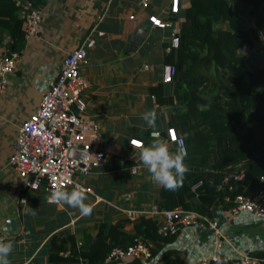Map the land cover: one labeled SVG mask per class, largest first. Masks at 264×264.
<instances>
[{"label": "crops", "instance_id": "0c3cea01", "mask_svg": "<svg viewBox=\"0 0 264 264\" xmlns=\"http://www.w3.org/2000/svg\"><path fill=\"white\" fill-rule=\"evenodd\" d=\"M24 2L19 1L20 16ZM35 5L42 20L35 33L25 35L17 65L0 96V228L6 233L4 240L14 246L11 264H49L48 241L54 232L65 230L78 249L88 250L107 239L105 229L110 223L119 222L126 232L138 233L140 216L161 218L152 210L160 186L151 182L129 139H142L143 146H148L153 142L151 132L157 131L155 136L175 149L166 129L176 100H169L172 81L164 82L162 74L164 66L171 64L168 53L178 47L171 38L184 19L188 1L181 2L176 15L170 13V0H36ZM152 14L169 25H153L148 19ZM87 35L95 42L88 48L80 73L88 81L86 112L95 136L90 135L105 157L87 176L78 177L79 184L87 188L86 203L93 205L91 215L82 217L78 209L49 204L44 187L24 188L8 158L17 125L38 105L66 53ZM8 39L4 33L0 48L8 45ZM184 42L179 35L178 45ZM145 110L157 111L156 129L144 130L141 116ZM236 164L243 169L242 161ZM25 207L35 215H25ZM217 216L220 231L227 237L220 236L225 253L264 249V218L246 211L230 214L228 208L218 210ZM214 238L207 226H183L145 264H173L165 255L168 250L177 252L182 263L195 264L213 251ZM62 255L69 257L67 252Z\"/></svg>", "mask_w": 264, "mask_h": 264}, {"label": "trees", "instance_id": "16d2710c", "mask_svg": "<svg viewBox=\"0 0 264 264\" xmlns=\"http://www.w3.org/2000/svg\"><path fill=\"white\" fill-rule=\"evenodd\" d=\"M19 1L0 0V43L7 34L8 47L18 53L25 42ZM187 1L178 30L185 42L171 49L168 61L175 67L169 100L176 101L170 126L185 138L189 171L178 190L160 186L156 205L159 209L181 206L212 216L229 207L226 196L253 195L263 183L264 65L249 67L245 51L253 54L257 45L264 50V0H239L249 16L248 25L229 0ZM239 161L243 177L234 180L232 175L241 170ZM158 222L150 215L140 216L138 233L126 232L119 222L110 223L105 229L107 239L88 250L78 249L65 230L54 232L48 241V263L142 264L136 257L124 262L104 258L113 246L126 247L137 238L149 244L152 256L157 255L178 234L158 233ZM64 252L69 257H63ZM250 253L264 264V249ZM165 255L170 256L168 262L182 263L174 250Z\"/></svg>", "mask_w": 264, "mask_h": 264}, {"label": "built area", "instance_id": "2783aa9c", "mask_svg": "<svg viewBox=\"0 0 264 264\" xmlns=\"http://www.w3.org/2000/svg\"><path fill=\"white\" fill-rule=\"evenodd\" d=\"M24 1L22 28L28 36L37 31L42 14L33 0ZM182 1L187 0H170V13L176 14ZM148 19L159 27L169 25L168 21L162 20L155 14L149 15ZM178 30L174 28L171 38L173 46H178ZM94 42L95 40L87 35L81 43L66 53L57 75L43 91L38 105L16 127L8 162L16 170L22 186L26 189L37 190L44 187L50 194L55 187L63 189L69 185L82 187L78 177L87 176L93 167L104 160V152L94 146L90 135L92 133L95 136L94 125L88 120L86 112L84 89L88 86V81L80 73V67L87 61L88 48ZM18 54L8 45L0 48V96L7 86L10 73L17 65ZM174 75V65H165L163 81H172ZM166 133L168 139L174 143L177 136L184 137L173 126H168ZM158 134L157 131L151 132V135ZM132 140L143 146L142 139L134 137L129 139V143ZM232 177L234 180L241 179L243 169ZM225 180L227 177L224 178ZM200 183L202 181L194 184L192 188ZM217 186L220 188L221 184ZM225 199L230 201L228 207L230 214L246 211L256 217L264 218V178L255 194L236 193L230 198L226 196ZM152 210L161 216L157 226V232L160 234L174 233L181 227L192 224L207 226L213 230L215 233L213 251L201 256L195 264H262V259L250 252L229 254L222 250L220 236L223 233L220 231L217 215L210 216L181 206L159 209L155 205ZM5 238L4 229L0 228V239ZM224 238L227 240L226 236ZM151 256L149 244L137 238L126 247L113 246L104 261L124 262L136 257L145 264Z\"/></svg>", "mask_w": 264, "mask_h": 264}, {"label": "clouds", "instance_id": "9594fccd", "mask_svg": "<svg viewBox=\"0 0 264 264\" xmlns=\"http://www.w3.org/2000/svg\"><path fill=\"white\" fill-rule=\"evenodd\" d=\"M141 120L144 122L145 131L156 129L158 113L156 110H145ZM184 139V137H176L174 150H171L168 143L155 135L153 142L148 146H141L139 143H135L136 140L130 142L133 147L138 149L139 162L150 174L153 184L169 191H175L182 187L185 175L189 171L185 163L188 153ZM46 200L49 204L67 205L70 208L78 209L82 217L91 215L93 211V205L86 203L88 200L86 189L79 186L70 191L55 187L46 196ZM23 202L25 205L28 204L27 201ZM24 214L35 215V212L31 208L25 207ZM13 247L11 240L0 239V264H11L9 257Z\"/></svg>", "mask_w": 264, "mask_h": 264}, {"label": "rangeland", "instance_id": "374dc122", "mask_svg": "<svg viewBox=\"0 0 264 264\" xmlns=\"http://www.w3.org/2000/svg\"><path fill=\"white\" fill-rule=\"evenodd\" d=\"M230 3L232 6V9L241 16L243 24L248 25V23H250V19H249L247 12L244 9V7L242 6V4L237 5V4H234L232 1ZM251 53H252L251 50L245 51V54L247 56V63L249 65V67L255 68V67H259V66L264 65V50L263 49H261L257 45V49L255 50V52L253 54H251ZM28 191H30V190H28Z\"/></svg>", "mask_w": 264, "mask_h": 264}, {"label": "water", "instance_id": "95a60500", "mask_svg": "<svg viewBox=\"0 0 264 264\" xmlns=\"http://www.w3.org/2000/svg\"><path fill=\"white\" fill-rule=\"evenodd\" d=\"M150 264V263H149ZM182 264H186V263H182Z\"/></svg>", "mask_w": 264, "mask_h": 264}, {"label": "snow or ice", "instance_id": "6c2138e0", "mask_svg": "<svg viewBox=\"0 0 264 264\" xmlns=\"http://www.w3.org/2000/svg\"><path fill=\"white\" fill-rule=\"evenodd\" d=\"M135 143H138V142H135Z\"/></svg>", "mask_w": 264, "mask_h": 264}]
</instances>
